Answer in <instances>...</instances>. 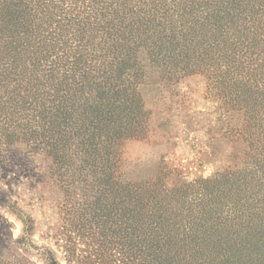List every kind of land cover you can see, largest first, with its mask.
<instances>
[{"label": "trees", "instance_id": "1", "mask_svg": "<svg viewBox=\"0 0 264 264\" xmlns=\"http://www.w3.org/2000/svg\"><path fill=\"white\" fill-rule=\"evenodd\" d=\"M150 74L203 76L241 115L230 138L246 145L244 167L191 183L124 181L123 146L148 131ZM2 134L45 150L66 185L78 173L97 189L91 204L74 199L81 227L111 231L131 263L264 264V0H0Z\"/></svg>", "mask_w": 264, "mask_h": 264}, {"label": "rangeland", "instance_id": "2", "mask_svg": "<svg viewBox=\"0 0 264 264\" xmlns=\"http://www.w3.org/2000/svg\"><path fill=\"white\" fill-rule=\"evenodd\" d=\"M205 82L199 74L172 80L148 76L141 86L148 131L123 146L124 181L165 173L170 184L191 183L244 167L246 145L230 138L232 129L241 124V115L212 99ZM5 134L0 137V264H47L41 254L44 249L60 264L141 263L143 254L135 255L138 258L131 263L128 248L115 244L111 231L97 222L81 227L83 206L74 199L83 202L87 195L91 204L97 189L87 192L88 185L78 173L76 182L66 185L57 178L53 158L45 150L21 139L7 143ZM82 177L94 179L92 174ZM71 205L80 211H72ZM91 211V215L100 213L94 206ZM23 215L31 219L30 244L23 243ZM141 245L135 249L143 251Z\"/></svg>", "mask_w": 264, "mask_h": 264}]
</instances>
